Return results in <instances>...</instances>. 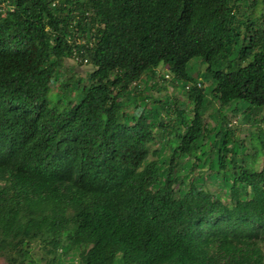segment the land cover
I'll return each instance as SVG.
<instances>
[{
  "label": "trees",
  "instance_id": "1",
  "mask_svg": "<svg viewBox=\"0 0 264 264\" xmlns=\"http://www.w3.org/2000/svg\"><path fill=\"white\" fill-rule=\"evenodd\" d=\"M258 2L0 0L7 264H264V157L259 170L235 163L241 141L221 115L219 156L208 161L210 100L188 72L191 59L202 60L220 107L241 101L233 114L264 113ZM74 51L91 70L60 81ZM166 75L188 103L174 108L167 96L147 108L140 82ZM156 141L159 157L149 159ZM196 167L220 179L224 198L202 188V176L190 179Z\"/></svg>",
  "mask_w": 264,
  "mask_h": 264
},
{
  "label": "rangeland",
  "instance_id": "2",
  "mask_svg": "<svg viewBox=\"0 0 264 264\" xmlns=\"http://www.w3.org/2000/svg\"><path fill=\"white\" fill-rule=\"evenodd\" d=\"M256 7L257 8L254 12V15L252 16V19L255 20L257 26H260L262 24L260 23V18L264 15V0H259ZM90 70V65L79 64L73 62L71 59H65L59 72V80H75L76 78H82L85 80L87 72ZM158 70L160 74L168 73L166 67L164 66H160ZM188 72L192 77L200 80L203 83L204 89L207 92V101L210 100L204 115L205 120L209 125V131L207 132V136L205 137L204 145L202 147V152L207 154L208 161H215L219 156L220 138L214 135L216 132L215 127H217L218 123L224 124L225 121L227 123L232 122L231 126H229V124H227V126L231 128L233 138L242 142H239L233 151L235 152L234 162L238 165L243 164L252 170H259L263 165L264 157L259 143V139L264 140L263 111L251 114V116L247 119L243 115L233 114L232 112V107L234 106H238L240 108L246 106L245 103L241 101H233L228 106L220 107L218 101L211 96V90L214 86V83L208 75L206 64L202 60L198 58L191 59L188 65ZM60 81L52 84L50 87V91L47 95V99L49 101H54L56 99L55 94L60 91ZM152 81H156L157 85L151 86ZM140 83V88L142 89L143 95L149 96V100L146 102L147 108L153 105L151 98L165 99L167 96L170 98H176V103L172 104L171 101L172 107L174 108L176 105H179L180 107V102L188 103L180 86H177L173 82H169V78L167 77L165 81L158 77H155L151 80L144 77ZM127 110L132 111V107H128ZM164 115L166 116L165 113ZM221 115H223L225 118V121L223 122H219ZM169 116L174 119V114ZM161 144V142L156 141L149 145V159H156L159 157V155L153 153V150L160 148ZM164 152L167 154L168 149L166 148ZM227 158L230 157L228 156ZM228 165L231 167L233 163L229 162ZM209 173L210 171L206 168L200 169L196 167L193 173L190 175V179L195 180L198 176H202L203 181L200 183L201 187L224 198L223 187L219 185L220 179L214 180L208 178ZM0 264L7 263L3 258L0 257ZM41 264L45 263L41 262Z\"/></svg>",
  "mask_w": 264,
  "mask_h": 264
},
{
  "label": "built area",
  "instance_id": "3",
  "mask_svg": "<svg viewBox=\"0 0 264 264\" xmlns=\"http://www.w3.org/2000/svg\"><path fill=\"white\" fill-rule=\"evenodd\" d=\"M82 41H84V40H82ZM82 41H79V42H82ZM71 60L75 63H79L80 61H83L84 63H86V59H82L81 57L76 56L75 51L73 52V56H72ZM166 77H167V75H166Z\"/></svg>",
  "mask_w": 264,
  "mask_h": 264
}]
</instances>
